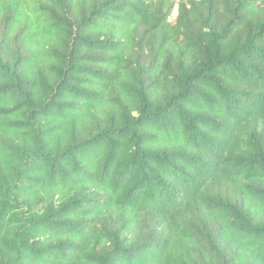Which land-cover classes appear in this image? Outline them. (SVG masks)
<instances>
[{
    "label": "trees",
    "instance_id": "trees-1",
    "mask_svg": "<svg viewBox=\"0 0 264 264\" xmlns=\"http://www.w3.org/2000/svg\"><path fill=\"white\" fill-rule=\"evenodd\" d=\"M157 2L0 7V264H264V0Z\"/></svg>",
    "mask_w": 264,
    "mask_h": 264
},
{
    "label": "rangeland",
    "instance_id": "rangeland-1",
    "mask_svg": "<svg viewBox=\"0 0 264 264\" xmlns=\"http://www.w3.org/2000/svg\"><path fill=\"white\" fill-rule=\"evenodd\" d=\"M7 0H3V2H0V7L6 2ZM157 1H160V0H155V2ZM168 2H171L173 0H167ZM158 3V2H157ZM174 11V10H173ZM175 19L172 18L171 16V19L170 21L173 22ZM10 19H9V14H5V13H2V10L0 8V41L2 38L4 37H7L8 36V30L10 29ZM19 31L15 32L12 37L13 39L17 37ZM13 43V42H12ZM15 45V42L13 44V46Z\"/></svg>",
    "mask_w": 264,
    "mask_h": 264
},
{
    "label": "built area",
    "instance_id": "built-area-1",
    "mask_svg": "<svg viewBox=\"0 0 264 264\" xmlns=\"http://www.w3.org/2000/svg\"><path fill=\"white\" fill-rule=\"evenodd\" d=\"M179 1L180 0H173L172 2H174L175 3V8H174V11H173V13H172V18H176V16L178 15V10H177V8H178V4H179Z\"/></svg>",
    "mask_w": 264,
    "mask_h": 264
}]
</instances>
